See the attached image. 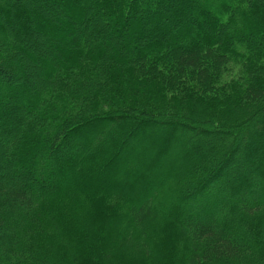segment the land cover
Segmentation results:
<instances>
[{
  "label": "trees",
  "instance_id": "obj_1",
  "mask_svg": "<svg viewBox=\"0 0 264 264\" xmlns=\"http://www.w3.org/2000/svg\"><path fill=\"white\" fill-rule=\"evenodd\" d=\"M0 264H264V0H0Z\"/></svg>",
  "mask_w": 264,
  "mask_h": 264
},
{
  "label": "rangeland",
  "instance_id": "obj_2",
  "mask_svg": "<svg viewBox=\"0 0 264 264\" xmlns=\"http://www.w3.org/2000/svg\"><path fill=\"white\" fill-rule=\"evenodd\" d=\"M131 145H133V144L131 143ZM99 178H101V179H102V178H103V175L101 174Z\"/></svg>",
  "mask_w": 264,
  "mask_h": 264
}]
</instances>
